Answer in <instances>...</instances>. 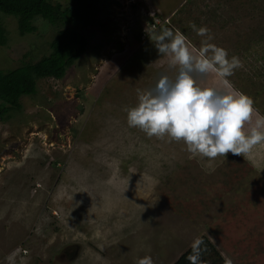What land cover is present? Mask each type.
Instances as JSON below:
<instances>
[{
  "label": "rangeland",
  "instance_id": "rangeland-1",
  "mask_svg": "<svg viewBox=\"0 0 264 264\" xmlns=\"http://www.w3.org/2000/svg\"><path fill=\"white\" fill-rule=\"evenodd\" d=\"M102 2L85 53L0 120V264H176L203 239L264 264V0ZM1 21L0 71L49 54V24Z\"/></svg>",
  "mask_w": 264,
  "mask_h": 264
},
{
  "label": "trees",
  "instance_id": "trees-1",
  "mask_svg": "<svg viewBox=\"0 0 264 264\" xmlns=\"http://www.w3.org/2000/svg\"><path fill=\"white\" fill-rule=\"evenodd\" d=\"M102 3V0H0V47L5 46L8 33L2 17L15 20L22 37L38 32L37 19L55 29L47 56L35 63L24 62L7 72L0 71V120H10L12 115L20 113V99L34 96L39 81L62 79L67 69L85 53L88 42L82 32L89 31L94 24L101 28L97 19ZM144 33L148 35L149 31ZM214 252L212 245L203 239L176 264H220V259L219 262L209 259L208 255Z\"/></svg>",
  "mask_w": 264,
  "mask_h": 264
},
{
  "label": "clouds",
  "instance_id": "clouds-1",
  "mask_svg": "<svg viewBox=\"0 0 264 264\" xmlns=\"http://www.w3.org/2000/svg\"><path fill=\"white\" fill-rule=\"evenodd\" d=\"M156 15L157 14L154 13L153 11L147 10V15H146L147 18L144 24V28L142 27V30L140 32L141 34L146 36L144 32H148L149 30L153 29L152 25H154L155 23L157 24L154 25V28L156 26H159L158 17ZM149 34H150V31H149Z\"/></svg>",
  "mask_w": 264,
  "mask_h": 264
},
{
  "label": "built area",
  "instance_id": "built-area-1",
  "mask_svg": "<svg viewBox=\"0 0 264 264\" xmlns=\"http://www.w3.org/2000/svg\"><path fill=\"white\" fill-rule=\"evenodd\" d=\"M155 24H157V23H155ZM155 24H154V25H155ZM154 25H152L153 28H154Z\"/></svg>",
  "mask_w": 264,
  "mask_h": 264
}]
</instances>
